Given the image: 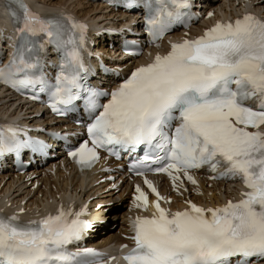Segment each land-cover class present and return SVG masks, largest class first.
Instances as JSON below:
<instances>
[{
  "label": "snow or ice",
  "instance_id": "snow-or-ice-1",
  "mask_svg": "<svg viewBox=\"0 0 264 264\" xmlns=\"http://www.w3.org/2000/svg\"><path fill=\"white\" fill-rule=\"evenodd\" d=\"M123 6L142 9L143 32L159 49L157 41L175 25L187 27L193 0H124ZM3 7L15 39L8 37L11 51L0 63V84L31 100L43 96L57 116L79 114L76 123L86 139L67 153L78 166L90 168L98 150L119 158L121 149H142L129 172L166 174L173 191L184 180L196 185L192 173L201 169L211 173L209 180L241 184L238 199L216 206L185 199V207L172 211L160 203L171 198L145 177L155 198L136 185L133 206L143 211L150 205L152 211L129 219L133 246L121 245L127 248L124 264L264 261V18L245 12L215 21L194 38L169 41L163 54L157 51L108 91L89 83L85 23L67 12L33 11L25 0H3ZM28 132L0 124V157L49 150ZM86 209L61 204L54 213L27 220L20 219L22 207L10 215L0 212V264H104L94 248L69 250L93 227Z\"/></svg>",
  "mask_w": 264,
  "mask_h": 264
},
{
  "label": "bare ground",
  "instance_id": "bare-ground-1",
  "mask_svg": "<svg viewBox=\"0 0 264 264\" xmlns=\"http://www.w3.org/2000/svg\"><path fill=\"white\" fill-rule=\"evenodd\" d=\"M34 1L39 2L41 6L50 11L64 8L77 17L86 18L90 24V30L99 32L100 34L97 36L102 40L99 47L94 46L90 50V53L92 58H99L97 63H104L105 61L104 64L107 65V68L103 66V68L99 69V71L105 69L104 72L99 73L103 85L110 84L111 81L113 83L114 81L115 83L118 81V78L113 75L115 69L117 68V73H122L124 67L121 66L129 65L133 61L132 58L121 60L120 56H113L114 52L118 51L120 53L122 49L121 45H118L120 44L119 37L121 36L118 37L115 34L124 30H120V28L125 26L124 24L127 23L128 17L133 16L130 12L126 10L116 11L113 8L106 9L102 2L99 5L96 1L92 2V0ZM199 4L195 7V10L205 12L206 9L204 10L201 6H206L207 3L204 5ZM222 7L238 10L247 9L249 12L264 17V11L260 10L261 7H264V0H211L207 8L217 9ZM5 17H7L6 11L0 7V24H4ZM204 21H199L198 19L193 27L188 30L191 33H197L196 30L198 31ZM137 29L139 27L131 30V33L129 32L130 35L135 36L133 37L135 40L141 36V34L134 33ZM125 30H127L126 32L129 31L127 28ZM180 31L179 29L173 30L169 32V36L177 35ZM106 37L110 39L118 37V41L113 42L112 47H108L104 45ZM95 42L97 43V41ZM160 46L159 49H163L168 47V44L162 43ZM98 50L101 53H97L96 51ZM142 59V56L137 58V60ZM13 114L22 128L28 129L29 133L34 134L38 132L44 138H53L58 145L71 138L65 139V133L78 131L77 126L68 117H49L45 111L38 113L35 109H31L30 105L23 108L22 104L17 103V98L13 93L0 88V117ZM35 128L43 129V131L37 130L35 132ZM50 133H57L58 135L51 136ZM57 148L54 152L52 149L49 151V154L52 156V153H54V156L46 159L44 164L40 163L41 159L35 157L33 161L29 162L30 167L26 168L22 173H19L18 169L10 164L11 159L8 156L0 157V197L4 199V204H8L7 208H13L14 212H17L22 207L27 214L38 216L42 213L41 204L48 202L47 206L50 207L52 200L65 195L67 190H73L74 199L84 201L90 208L91 218H93V227L85 235L87 243L84 245L106 246L112 241H125L126 239L122 235L127 233V224L129 219L134 216V212L130 210L127 202L121 204L125 208L120 213L118 212L119 205L116 203V200L126 196V189L128 187L126 178L121 174L123 170L116 168L117 163L107 162L106 167L98 165L94 170L78 174L66 161L65 151L62 147ZM21 158L24 161L30 160L25 154ZM222 167L218 168L217 172L221 171ZM196 175L198 177V184L190 186L189 192V197L193 200L218 201L222 194L226 199L238 194L239 182L234 179L209 180L208 176L211 173L207 169L196 172ZM110 176H114V178L111 179ZM161 184L165 191H167L168 188L163 181ZM172 197L175 200L178 199L173 195ZM98 205L99 207H97ZM106 209L111 212L107 218L105 216ZM113 214L114 217L120 218L118 223L106 220L110 219ZM102 232L105 235H102ZM112 264H117V260L114 259Z\"/></svg>",
  "mask_w": 264,
  "mask_h": 264
},
{
  "label": "rangeland",
  "instance_id": "rangeland-1",
  "mask_svg": "<svg viewBox=\"0 0 264 264\" xmlns=\"http://www.w3.org/2000/svg\"><path fill=\"white\" fill-rule=\"evenodd\" d=\"M260 10H261V11H264V7H261ZM95 44H97V43L95 42ZM97 45H98V44H97ZM119 210H120V209H119ZM110 214H111V212H110V211H107V213H106V218L108 217V215L110 216ZM109 220H110V221L112 220L114 223H118L119 218L114 217V214H113V216L110 217ZM102 235H105V234L102 232Z\"/></svg>",
  "mask_w": 264,
  "mask_h": 264
}]
</instances>
